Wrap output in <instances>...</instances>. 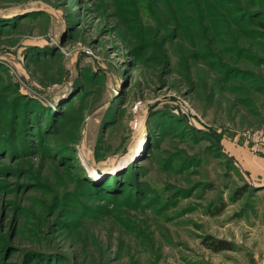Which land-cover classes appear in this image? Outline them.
<instances>
[{
	"label": "rangeland",
	"instance_id": "1",
	"mask_svg": "<svg viewBox=\"0 0 264 264\" xmlns=\"http://www.w3.org/2000/svg\"><path fill=\"white\" fill-rule=\"evenodd\" d=\"M260 22L264 0H0V264H250Z\"/></svg>",
	"mask_w": 264,
	"mask_h": 264
},
{
	"label": "crops",
	"instance_id": "2",
	"mask_svg": "<svg viewBox=\"0 0 264 264\" xmlns=\"http://www.w3.org/2000/svg\"><path fill=\"white\" fill-rule=\"evenodd\" d=\"M257 223L258 222H255V225H254L255 229L258 228ZM255 229L250 228V230L248 232L249 236L252 238L250 243L248 241V244L250 245L249 249H251V251L253 252V256L250 259V264H264V245H262V242H260V241H254L253 242V240H257L258 239L257 231ZM262 233L264 235V231Z\"/></svg>",
	"mask_w": 264,
	"mask_h": 264
},
{
	"label": "trees",
	"instance_id": "3",
	"mask_svg": "<svg viewBox=\"0 0 264 264\" xmlns=\"http://www.w3.org/2000/svg\"><path fill=\"white\" fill-rule=\"evenodd\" d=\"M259 24L264 26L263 22H260ZM210 240L211 242L210 243L206 242V245H208V248L211 249L213 252H221L232 249L231 245L223 240H218L213 238H211Z\"/></svg>",
	"mask_w": 264,
	"mask_h": 264
},
{
	"label": "bare ground",
	"instance_id": "4",
	"mask_svg": "<svg viewBox=\"0 0 264 264\" xmlns=\"http://www.w3.org/2000/svg\"><path fill=\"white\" fill-rule=\"evenodd\" d=\"M91 175H92V176H97V175H96V172H92Z\"/></svg>",
	"mask_w": 264,
	"mask_h": 264
}]
</instances>
